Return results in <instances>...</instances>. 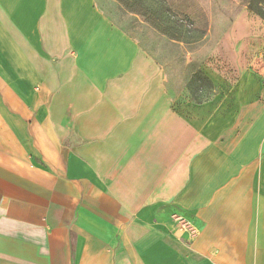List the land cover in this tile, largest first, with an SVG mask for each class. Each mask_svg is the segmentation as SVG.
Wrapping results in <instances>:
<instances>
[{
  "label": "crops",
  "instance_id": "obj_1",
  "mask_svg": "<svg viewBox=\"0 0 264 264\" xmlns=\"http://www.w3.org/2000/svg\"><path fill=\"white\" fill-rule=\"evenodd\" d=\"M262 49L247 4L184 113L96 0H0V264H264Z\"/></svg>",
  "mask_w": 264,
  "mask_h": 264
},
{
  "label": "rangeland",
  "instance_id": "obj_2",
  "mask_svg": "<svg viewBox=\"0 0 264 264\" xmlns=\"http://www.w3.org/2000/svg\"><path fill=\"white\" fill-rule=\"evenodd\" d=\"M154 1L156 0H148L145 3L155 4ZM163 1L170 11L184 22V38L187 44L177 46L172 43L148 24L153 23L154 17L144 11L140 16L134 17L126 13L122 7H118V3L96 0V4L163 66L174 107L186 113L192 107V103L211 99L217 93L213 83L209 85L200 82L196 79V73L207 61L215 42L243 7L247 6L249 0H194V6L200 5L207 9L208 15L213 18V36L206 41L195 40L197 36L205 34L208 21L204 13L195 12L191 0H161L162 5ZM262 55L264 60V49Z\"/></svg>",
  "mask_w": 264,
  "mask_h": 264
},
{
  "label": "trees",
  "instance_id": "obj_3",
  "mask_svg": "<svg viewBox=\"0 0 264 264\" xmlns=\"http://www.w3.org/2000/svg\"><path fill=\"white\" fill-rule=\"evenodd\" d=\"M119 4L126 13L137 17L142 14V11L154 17L152 25L155 29L166 36L172 43L177 46L187 44L184 38V22L173 14L167 4H161V0L154 1L155 4L145 3L148 0H112ZM153 1V0H151ZM140 7V9H138ZM249 9L264 20V0H249ZM155 23V24H154ZM156 25V26H155ZM159 27V28H158ZM196 79L206 84H212L211 80L204 74L202 70L196 73Z\"/></svg>",
  "mask_w": 264,
  "mask_h": 264
}]
</instances>
